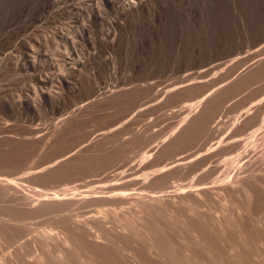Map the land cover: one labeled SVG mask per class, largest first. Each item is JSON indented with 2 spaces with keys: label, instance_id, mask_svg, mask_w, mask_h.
Segmentation results:
<instances>
[{
  "label": "rangeland",
  "instance_id": "obj_1",
  "mask_svg": "<svg viewBox=\"0 0 264 264\" xmlns=\"http://www.w3.org/2000/svg\"><path fill=\"white\" fill-rule=\"evenodd\" d=\"M263 57L264 0H0V177H23L21 186L14 187L12 193L16 197L28 195V199L59 197L66 187L79 188L81 193L101 192L117 183L124 184L117 188L126 183L124 189L131 186L126 191L131 197L132 189L137 190L133 194L143 189L147 192L139 187L143 184L149 190L151 176L144 184L143 174L156 169L159 161L155 158L162 148L159 143L185 115V104L209 89L215 92L214 97L226 95L222 106L215 101L210 134L188 137L173 155L160 156L163 165L195 154L213 139H229L236 114L250 106L257 94L264 96V78L245 90L230 82L255 69ZM147 151L150 156L145 161L140 157ZM251 152L249 159H242L253 164ZM76 154L84 160L70 172L34 175L36 178L29 174L61 155ZM210 163L215 164V172L211 171L215 177L220 167L217 162ZM260 164L264 165V160ZM185 170L173 177L185 175L186 179L177 181L171 176V187L156 192L160 200L164 197L168 204L178 202L176 188L199 177V170H194L196 175L189 170L192 177ZM129 180L138 183L132 187ZM154 186L150 189L155 190ZM263 191L252 193L250 201L244 200L242 216H235L237 225H226L224 230L239 233L241 236L232 239L245 245H252L250 230L262 232L258 247L254 245L243 257L239 246L233 251L221 246L219 253L193 246L188 247L193 252L186 250L188 235L183 230L191 217L186 210L176 213L180 218L176 224L159 218L161 230L151 234L156 233L158 236H152L161 238V244L174 251L179 261H185L182 255L187 254L186 264H264ZM1 198L0 214L14 217L13 204L5 196ZM207 204L205 211L214 205ZM204 207H198L200 214ZM38 219L40 216L29 221L36 224ZM104 226L108 228L109 223ZM114 229L110 228L106 237L113 246L107 240L97 243L87 235L84 241H76L75 234L76 250L90 259L89 264H185L146 250L140 241L133 242L126 233L120 235ZM65 251L74 260L71 249Z\"/></svg>",
  "mask_w": 264,
  "mask_h": 264
},
{
  "label": "bare ground",
  "instance_id": "obj_2",
  "mask_svg": "<svg viewBox=\"0 0 264 264\" xmlns=\"http://www.w3.org/2000/svg\"><path fill=\"white\" fill-rule=\"evenodd\" d=\"M248 72L249 73L240 76L238 80L231 81L230 83H233L231 86L236 87L239 90H245V88L253 82H256L260 78H264V57L258 61V65L255 69ZM219 84H221V81ZM225 86L219 90H225ZM229 86L226 88H229ZM214 94L215 92H210L209 89L206 92H202V94L192 98V100H189L184 106L187 108V111L184 113L185 115L179 123L171 129L170 134H168L169 136L159 143L162 145V148H160L161 151L157 153L158 156H156L155 159L156 163L159 161L160 164L158 163L154 167V169H156L151 173L143 174L142 178L145 179L143 180L145 184L146 179H148L147 177L150 178L151 176V180H148L149 182L147 185H149V187L152 185L150 188H153V184H155L156 186H154V189L156 187V191L150 188L149 190L151 191H149L147 188L148 186L146 185L147 187H145L142 184L143 187L139 188H146L147 192L143 191L145 189H140L141 191L139 190V193L134 192V195L132 191L137 190L132 189V191L130 190V193L133 197H131L128 196L129 193L126 192L127 187L129 186L125 188L126 190L124 189L127 183L125 186H120V188H117L120 183H117L118 185L116 184V186L114 185L115 187L108 185L110 188L107 187V190L101 192L89 190L81 193L79 188L76 189V187H66L64 189V193L59 197L46 195L43 196L45 197L44 199L42 197L43 200L31 197V199H33L31 201V199H28V195H25V197H16L12 193V189L14 187L17 188L18 186H21L20 183L24 181L22 179L23 177L13 179H4L0 177V198L1 196V199H3L4 196L5 198H8V200L13 204L10 209L15 213V216L12 218H7L8 215L4 213L0 214V264H89L91 263L90 259L79 250H76L77 247L75 243L77 239L78 241L81 239L84 241L86 237L92 236L95 238L97 243V240H99V242L107 240L113 246V241L106 238L108 237L107 231L111 232L109 230L110 228L112 230L114 228V230H118L116 232H120V235H122L123 232L124 234L126 233L125 236L133 239V242L137 243V241H140L143 244V248L146 250H149L150 248L152 251L153 249V251L162 257L164 256L177 263L186 264V262L189 261L187 254L186 256L185 254L182 255L185 261H181V257V260L179 261V259L176 258L174 251H170V249L166 250L167 246L165 245V248L164 243L161 244L162 240L160 236L158 237L160 239L157 240V238L154 237L155 235H158L156 233H154L155 235L151 234V232L153 233L157 232V230H161V228L157 225L159 218L164 220L171 219L176 224L180 222V218L176 215V213L184 210L191 213V217L188 221L189 223L186 222L189 225L186 224L185 227V223H183V226L186 229L182 228L188 235L187 238L189 237L188 239L186 238V241L184 242L187 249L183 245L186 250H191L193 247H200V250L202 251L210 249L219 253L221 252V246L228 251H233L239 246L243 249V255L240 256L243 257L244 255H248L247 253L253 249L254 245L261 243L258 236H261L262 232L256 229L250 230L249 236L251 237L252 245H245L242 243H236V241L233 240V237L241 236H238L239 233L233 234V232L231 234L228 232L227 234L225 233V228L231 224L233 225L232 227L237 225L235 216H242L241 211L243 210L244 200L250 201V199L254 198V196L252 198V193H255L256 191L260 192L261 189L264 190V165L261 166L260 164L264 160V113H262L264 112L262 111L264 108L261 110L262 107L260 106V104H263L264 102V96L263 98H260L262 94H257L253 101L250 102V106L246 108L245 106L244 108L242 107L244 110L241 113L236 114L233 118L232 125H230V130L233 134L227 141L224 142L221 138H216L215 140L213 139L212 144L210 143L211 145L206 144L205 147L195 154L180 157L178 160H174L166 165L161 164L163 163L161 162L162 159H159L162 155L164 157L165 154L170 156L173 155L175 150L178 149V147H180L181 144L192 135H204L205 138L208 136V133L210 134L208 125L212 118H215L214 112L216 111V104L218 103V106H222L224 100L226 99V95L224 94H220L217 97H214ZM215 101H217V103H215ZM243 116L244 119L241 120ZM252 127L255 129L253 128L250 133H246L247 129ZM98 144L96 146H98ZM127 147L124 146V148H122L127 151L129 150L125 149ZM249 151H253L251 154H254V158L252 156L254 160H251L252 158L250 157L251 161H255L253 164L258 163V161L259 164L253 165L250 164V162H247L246 158L250 156ZM65 156L66 155H61V157L56 158L53 162L50 161L44 166L35 168V171L29 172V174H32L31 176L33 177L34 175L36 177H50L57 173L70 172L84 160H79L83 157V155L76 154L69 157ZM148 156H150V154H148L147 151L142 154V157L140 158L146 161L145 158ZM244 157H246V160L242 159ZM211 160L213 163L217 162V166L220 167L219 172H217L218 174H215V177L213 176L214 174L211 175V171L214 169L213 165H215L210 163ZM184 166L189 167L188 171L187 168L185 170ZM178 167H183L184 169L181 171L178 170ZM183 170L186 172L193 170L192 173H194V170H199V177L197 175L195 178L196 180L194 181H191L192 178H190L191 180L189 184L176 188L177 195L175 198L178 196L179 200L176 199L178 202L174 203L172 202L174 200H169L174 204V206H171L172 203L168 204L170 202L167 203L164 201V197L160 200L161 197L156 192L161 191L165 187V189L170 188L171 182L174 179H178L173 176L176 177L178 175V171H180L179 173L182 175L181 173ZM186 172L185 174L187 175L192 174L191 172ZM212 172L214 173L215 169ZM209 174L213 176L210 180H208L210 177ZM193 175H191V177ZM171 176L174 179L169 182L168 180ZM24 177L26 178V176ZM27 178H30V176ZM186 178L187 176L185 177V175H183V177H180L178 180ZM132 181H128V183L130 182V185L133 184L132 187L138 183V180H136L137 182L134 181L136 183H132ZM168 184H170V186H168ZM185 187L187 190H183ZM75 189L76 191L78 190V192H76ZM165 189H163V191ZM6 195H8V197H6ZM211 197L215 198L211 201L214 205L211 206V208L209 206V210L207 208L208 211H205L206 208L204 206L209 203ZM165 202L167 206L170 205L171 208H174H167L164 204ZM176 203H178V207ZM211 203L207 205H211ZM24 205L28 206V208H25L26 206L24 207ZM201 206L205 208L203 210L207 212L206 214L203 210L201 211L202 214L198 212V207L202 208ZM83 209L85 211L88 209L87 212L91 214L86 215L88 213L83 211ZM37 216H40V219L37 220L36 224L29 221L34 217L38 218ZM41 216H43L44 220H42L43 218ZM154 216H156V218H154ZM153 219H155V221ZM35 220L36 219H33V221ZM153 222L157 225L156 227ZM174 222H172V224H174ZM106 223H109L108 228H105L104 226ZM228 229L231 228H227V230ZM149 233L152 238L148 236ZM241 233L242 230L240 234ZM75 234L78 238L75 237ZM119 234L116 235L119 236ZM78 235H80V237ZM85 235L87 236L85 237ZM152 235H154V237ZM192 240H195V243L192 242ZM115 243L117 244V242ZM102 244H104V242ZM258 245L256 246L258 247ZM190 246L191 248H188ZM120 248L125 249L123 246ZM120 248L119 250H121ZM64 250H67L65 252H72V254H74V260L66 256ZM192 250L194 251V249ZM192 250L191 252H193ZM190 259L192 261V258Z\"/></svg>",
  "mask_w": 264,
  "mask_h": 264
}]
</instances>
